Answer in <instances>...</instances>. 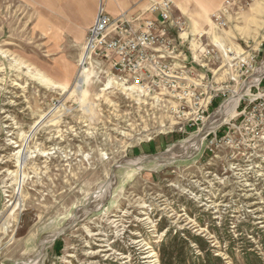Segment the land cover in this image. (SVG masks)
Returning <instances> with one entry per match:
<instances>
[{
    "label": "rangeland",
    "instance_id": "obj_1",
    "mask_svg": "<svg viewBox=\"0 0 264 264\" xmlns=\"http://www.w3.org/2000/svg\"><path fill=\"white\" fill-rule=\"evenodd\" d=\"M233 2L214 39L258 69L199 134L105 67L79 81L84 43L48 40L35 0H0V264H264V140L241 116L264 87V0Z\"/></svg>",
    "mask_w": 264,
    "mask_h": 264
},
{
    "label": "built area",
    "instance_id": "obj_2",
    "mask_svg": "<svg viewBox=\"0 0 264 264\" xmlns=\"http://www.w3.org/2000/svg\"><path fill=\"white\" fill-rule=\"evenodd\" d=\"M136 8L111 17L100 4L79 70L93 64L105 67L103 75L117 91L138 103L149 102L176 124L203 134L218 102L235 93L234 86L247 87L258 69V56L250 50L238 54L234 47L212 37L215 31L229 27L228 17L239 14L238 4L226 1L211 16L212 27L199 33H193L186 17L176 13L174 0L151 1L145 13ZM262 85L252 87L257 94H243L247 105L241 112L243 128L259 140H264ZM225 139L212 129L205 137L207 150L215 154Z\"/></svg>",
    "mask_w": 264,
    "mask_h": 264
},
{
    "label": "crops",
    "instance_id": "obj_3",
    "mask_svg": "<svg viewBox=\"0 0 264 264\" xmlns=\"http://www.w3.org/2000/svg\"><path fill=\"white\" fill-rule=\"evenodd\" d=\"M37 9L36 29L49 36L51 42L59 43L69 34L83 42L80 60L84 54L89 29L94 25L102 3L108 15L118 17L125 11L137 7V12L145 13L151 1L161 0H35ZM177 14H182L189 22L193 33L209 30L211 16L221 10L228 0H174ZM71 32V33H70ZM218 34V31L213 33ZM79 60V61H80ZM74 71L76 72L75 68ZM69 79V77H68ZM68 81V80H66Z\"/></svg>",
    "mask_w": 264,
    "mask_h": 264
},
{
    "label": "bare ground",
    "instance_id": "obj_4",
    "mask_svg": "<svg viewBox=\"0 0 264 264\" xmlns=\"http://www.w3.org/2000/svg\"><path fill=\"white\" fill-rule=\"evenodd\" d=\"M83 55H84V54H83ZM82 57H83V56H82ZM88 72H89V70H87V69H85V70H79V72H78V79H79V81H80L81 79H83V78L86 76V74H87ZM81 75H82V76H81ZM80 76H81V77H80ZM258 77H259V76H258ZM240 94H241V93H240ZM240 94H239V95H240ZM241 95H242V94H241ZM241 95H240V96H241ZM236 96H237V95H236ZM234 107H235V106H234ZM224 110H225V109H224ZM223 113H224V112H223ZM218 120H219V119H218ZM218 120H217V121H218ZM215 121H216V120H215ZM215 121H213V122L216 123ZM214 123H213V124H214ZM219 123H220V122H219ZM210 125H211V124H210ZM212 126H213V125H212ZM212 126H211V127H212ZM211 127H208L207 130H208L209 128H211ZM213 128H215V127H213ZM204 131H205V130H204ZM197 142H199V141L197 140Z\"/></svg>",
    "mask_w": 264,
    "mask_h": 264
},
{
    "label": "trees",
    "instance_id": "obj_5",
    "mask_svg": "<svg viewBox=\"0 0 264 264\" xmlns=\"http://www.w3.org/2000/svg\"><path fill=\"white\" fill-rule=\"evenodd\" d=\"M59 243H60V242H59ZM59 243H58V245H57V246H59V247H60V245H61V244H59Z\"/></svg>",
    "mask_w": 264,
    "mask_h": 264
}]
</instances>
